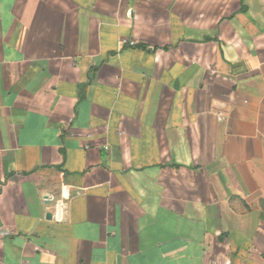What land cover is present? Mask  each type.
Returning a JSON list of instances; mask_svg holds the SVG:
<instances>
[{
	"label": "crops",
	"instance_id": "obj_1",
	"mask_svg": "<svg viewBox=\"0 0 264 264\" xmlns=\"http://www.w3.org/2000/svg\"><path fill=\"white\" fill-rule=\"evenodd\" d=\"M0 264H264V0H0Z\"/></svg>",
	"mask_w": 264,
	"mask_h": 264
},
{
	"label": "built area",
	"instance_id": "obj_2",
	"mask_svg": "<svg viewBox=\"0 0 264 264\" xmlns=\"http://www.w3.org/2000/svg\"><path fill=\"white\" fill-rule=\"evenodd\" d=\"M121 44L133 47V46H136L138 42L135 39H129L127 37H124L121 39Z\"/></svg>",
	"mask_w": 264,
	"mask_h": 264
}]
</instances>
